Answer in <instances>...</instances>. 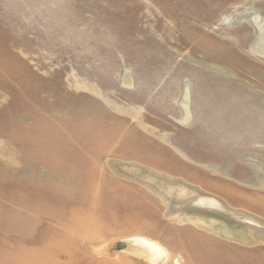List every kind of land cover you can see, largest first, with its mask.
<instances>
[{
  "label": "rangeland",
  "instance_id": "rangeland-1",
  "mask_svg": "<svg viewBox=\"0 0 264 264\" xmlns=\"http://www.w3.org/2000/svg\"><path fill=\"white\" fill-rule=\"evenodd\" d=\"M34 196L38 264H264V0H0V264Z\"/></svg>",
  "mask_w": 264,
  "mask_h": 264
},
{
  "label": "crops",
  "instance_id": "crops-1",
  "mask_svg": "<svg viewBox=\"0 0 264 264\" xmlns=\"http://www.w3.org/2000/svg\"><path fill=\"white\" fill-rule=\"evenodd\" d=\"M22 203H30V204H34V203H41L40 206H38L36 209H38V211L34 213V215L29 216L27 214H19V221L17 223V228L11 233H9V235L13 236L12 238H8L9 242H12L13 244H17V246L19 245V247H17L15 249V252L18 250L17 254L19 253V251L21 252L22 256H29L31 257V259H35L34 261L38 264V262L40 261H47L48 258H41L43 256V252L41 251V249L39 247H34V248H30L28 247V238H31V236H34L35 238H42L44 235L46 234H52V235H57L59 232H64L65 234H67V232H69V228H70V212H68V216H67V222L65 221V223L60 222L59 219H62V217H60L57 213L58 209L55 206H52L51 204L49 205V203H47V200H43V197L38 198V196H34V199H27L25 197V199H23L21 201ZM47 203V204H46ZM51 203V201H50ZM44 204V205H43ZM48 217L46 218L44 216ZM46 223H49L50 226L48 227ZM8 235V236H9ZM16 237V238H15ZM127 238V237H126ZM19 243V244H18ZM20 243L22 246H20ZM60 249L57 248L56 251L55 249L53 250V252H51L52 258L55 260V262H58L59 259L58 257L61 256V251L62 249L59 251ZM39 259L38 262L36 260V257L39 255ZM9 256L12 255L10 252L8 253ZM34 257H33V256ZM52 258H49L50 260ZM52 262V261H51ZM42 264V263H41Z\"/></svg>",
  "mask_w": 264,
  "mask_h": 264
},
{
  "label": "bare ground",
  "instance_id": "bare-ground-1",
  "mask_svg": "<svg viewBox=\"0 0 264 264\" xmlns=\"http://www.w3.org/2000/svg\"><path fill=\"white\" fill-rule=\"evenodd\" d=\"M129 75V74H127ZM130 77V76H129ZM126 79V78H125ZM131 79V78H130ZM129 80V79H128ZM128 83V82H126ZM188 107V106H187ZM188 109V108H187ZM142 167V166H141ZM138 179V178H137ZM140 179V177H139ZM167 179V178H166ZM142 180V179H141ZM179 180V179H178ZM183 180V179H182ZM146 181V180H145ZM184 181V180H183ZM147 185L148 188H150L151 190H153L158 196H160L162 198V200L164 201V203L166 204L167 207V217H170L171 215H174L175 212L177 211V207L173 204V200L171 197L168 196V194L162 192L161 190H159L156 186H154L153 184L147 183V182H143ZM185 186V185H183ZM189 186V185H188ZM194 190H198V187H193ZM192 188V189H193ZM175 189V188H174ZM185 190V189H184ZM203 191V189H202ZM187 192V190H186ZM200 192V190H199ZM197 193V192H196ZM205 194V193H204ZM208 194V193H207ZM182 195V194H180ZM210 201V200H209ZM226 204V203H225ZM243 210V209H242ZM235 211V210H234ZM246 211V210H245ZM258 216V215H257ZM182 221L183 222H187L188 221V217L187 215L182 217ZM196 223V222H195ZM197 225L201 226L199 223H196ZM262 224V222H261ZM245 227L247 229V227H252L255 230V235L257 238H260L262 240H264V227L255 224L254 222H247L245 223ZM224 227V226H223ZM124 240H126V242L131 245V247L123 249L122 251L125 253H131V254H135L138 256H142L144 257L146 260H148L151 264H157L158 263V259L164 255L166 253V250L161 246L160 243H158L155 240H152L150 238H147L145 236L142 235H136V236H131V237H127L124 238ZM167 254V253H166ZM165 259V258H163ZM147 261V262H148ZM162 261V260H161ZM166 261V260H165ZM175 262L176 264H180V260L177 258H175ZM162 263V262H161ZM164 263V262H163Z\"/></svg>",
  "mask_w": 264,
  "mask_h": 264
}]
</instances>
